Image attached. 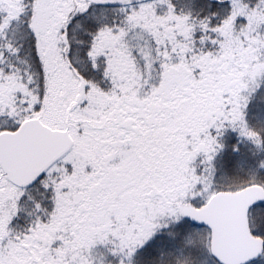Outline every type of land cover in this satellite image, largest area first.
I'll list each match as a JSON object with an SVG mask.
<instances>
[{
  "label": "snow or ice",
  "instance_id": "obj_1",
  "mask_svg": "<svg viewBox=\"0 0 264 264\" xmlns=\"http://www.w3.org/2000/svg\"><path fill=\"white\" fill-rule=\"evenodd\" d=\"M0 264H264V0H0Z\"/></svg>",
  "mask_w": 264,
  "mask_h": 264
}]
</instances>
